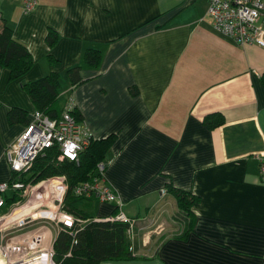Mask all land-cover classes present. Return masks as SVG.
I'll use <instances>...</instances> for the list:
<instances>
[{
  "label": "crops",
  "instance_id": "0c3cea01",
  "mask_svg": "<svg viewBox=\"0 0 264 264\" xmlns=\"http://www.w3.org/2000/svg\"><path fill=\"white\" fill-rule=\"evenodd\" d=\"M21 8L22 0H0L1 19L34 61L16 81L0 67V183L13 176L5 149L35 111L21 83L56 71L60 104L71 100L94 140L116 136L105 179L133 219V255L145 258L101 264H264V181L255 159L264 154V48L217 33L206 0H36L31 13ZM49 28L59 34L52 50ZM88 49L101 53L100 65L81 66L86 81L71 89L66 70ZM13 108L27 113L25 124L8 123ZM214 112L225 124L208 130L202 118ZM168 183L199 198L186 241L176 239L184 226ZM18 206L0 216L24 215V207L13 214ZM82 209L103 221L116 207L90 199Z\"/></svg>",
  "mask_w": 264,
  "mask_h": 264
},
{
  "label": "built area",
  "instance_id": "2783aa9c",
  "mask_svg": "<svg viewBox=\"0 0 264 264\" xmlns=\"http://www.w3.org/2000/svg\"><path fill=\"white\" fill-rule=\"evenodd\" d=\"M206 1V17L217 33L240 46L264 48V0ZM35 6L36 0H22V13H31ZM73 108L70 100L61 116L54 120L34 111L22 132L5 149L4 157L13 176L10 181L0 183V210L5 207L3 195L21 189L25 201L14 206H22L29 200L40 202L37 206L45 200L48 205L39 210L32 206L24 215L11 220L10 215L0 216V264H56L53 249L56 235L68 229L75 236L85 224L84 220L63 209L67 191L64 177H54L34 186L23 187L20 182V176L49 149H57V162L67 160L77 163L79 153L94 140L84 125L70 114ZM255 159L260 179L264 181V154L255 155ZM105 170L106 163H99L95 174L88 181L77 184L73 194L84 200L93 199L100 204L114 205L119 213L106 220L127 222L133 227V221L121 211L122 203L117 193L105 179ZM13 177L16 178L13 180Z\"/></svg>",
  "mask_w": 264,
  "mask_h": 264
},
{
  "label": "trees",
  "instance_id": "16d2710c",
  "mask_svg": "<svg viewBox=\"0 0 264 264\" xmlns=\"http://www.w3.org/2000/svg\"><path fill=\"white\" fill-rule=\"evenodd\" d=\"M59 34L49 28L45 41L49 50L57 44ZM47 63L54 68L59 62L50 54L46 55ZM101 62V53L96 49H88L84 52L81 65L66 70V76L71 89L83 84L80 76L81 66L96 69ZM34 61L31 53L25 45L13 38V31L0 14V67L8 70L9 81H16L27 74L33 67ZM21 90L30 100L35 111L47 116L49 119H58L64 106L59 102L60 74L50 72L33 82L21 83ZM134 95L135 92H132ZM26 112L13 108L7 114L8 123L25 124ZM70 114L79 122H82L80 113L73 108ZM202 124L208 130H214L225 124L223 115L218 112L210 113L202 118ZM116 140L115 135L104 139L91 140L90 144L79 153L78 162L64 160L57 162L58 151L56 148L49 149L44 156H39L30 170L20 176L23 187L34 186L41 181L54 177H64L67 191L63 199V209L73 216L85 221L82 229L75 236L68 229L59 232L53 242L54 261L56 264H101L103 262L135 261L143 260L144 257L133 255L130 239V224L121 221H95L83 212L84 199L73 194V188L88 181L96 171L99 163L107 162V154ZM16 177H13V180ZM23 189L3 195L7 208L15 204H22L25 198L22 196ZM165 193L170 195L176 203L178 217L183 222L184 229L176 238L186 241L193 232L195 215L192 207L199 202V198L189 191L175 188L171 183L165 185ZM119 213L116 209L110 217ZM133 221V219L128 218Z\"/></svg>",
  "mask_w": 264,
  "mask_h": 264
},
{
  "label": "rangeland",
  "instance_id": "374dc122",
  "mask_svg": "<svg viewBox=\"0 0 264 264\" xmlns=\"http://www.w3.org/2000/svg\"><path fill=\"white\" fill-rule=\"evenodd\" d=\"M22 10V9H21ZM9 193V192H8ZM40 202H38V201H32V200H29L28 202H27V204H24V205H20V206H18L16 209V212L14 213V215H16V214H19L20 212H22L21 210H23V208L22 207H24V208H26L27 210L26 211H28V209L29 208H31L32 206H36V208H34V209H43L44 208V206L45 205H48V203L45 201V200H42L41 201V203H42V205H40V206H37V204H39ZM51 204H52V202H50ZM22 208V209H21ZM25 211V212H26Z\"/></svg>",
  "mask_w": 264,
  "mask_h": 264
},
{
  "label": "bare ground",
  "instance_id": "6f19581e",
  "mask_svg": "<svg viewBox=\"0 0 264 264\" xmlns=\"http://www.w3.org/2000/svg\"><path fill=\"white\" fill-rule=\"evenodd\" d=\"M16 210H17V209H15L14 213L16 212ZM14 213H13V214H14ZM16 215H17V214H16Z\"/></svg>",
  "mask_w": 264,
  "mask_h": 264
}]
</instances>
